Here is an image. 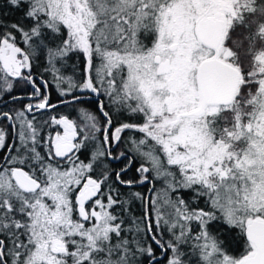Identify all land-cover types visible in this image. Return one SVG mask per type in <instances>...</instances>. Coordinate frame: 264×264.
Masks as SVG:
<instances>
[{
  "label": "snow or ice",
  "instance_id": "1",
  "mask_svg": "<svg viewBox=\"0 0 264 264\" xmlns=\"http://www.w3.org/2000/svg\"><path fill=\"white\" fill-rule=\"evenodd\" d=\"M0 264H264V0H0Z\"/></svg>",
  "mask_w": 264,
  "mask_h": 264
}]
</instances>
